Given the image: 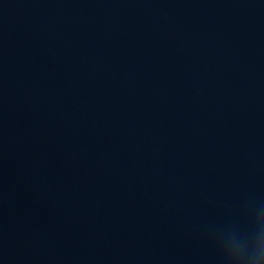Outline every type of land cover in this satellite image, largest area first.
Returning a JSON list of instances; mask_svg holds the SVG:
<instances>
[{"label": "water", "instance_id": "95a60500", "mask_svg": "<svg viewBox=\"0 0 264 264\" xmlns=\"http://www.w3.org/2000/svg\"><path fill=\"white\" fill-rule=\"evenodd\" d=\"M0 264H264V0H0Z\"/></svg>", "mask_w": 264, "mask_h": 264}]
</instances>
